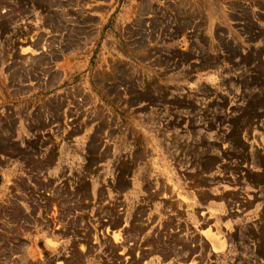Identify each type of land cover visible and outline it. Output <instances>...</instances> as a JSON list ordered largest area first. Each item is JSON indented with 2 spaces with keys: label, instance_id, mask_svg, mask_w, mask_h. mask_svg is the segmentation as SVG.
<instances>
[{
  "label": "rangeland",
  "instance_id": "obj_1",
  "mask_svg": "<svg viewBox=\"0 0 264 264\" xmlns=\"http://www.w3.org/2000/svg\"><path fill=\"white\" fill-rule=\"evenodd\" d=\"M147 247L264 264V0H0V264Z\"/></svg>",
  "mask_w": 264,
  "mask_h": 264
},
{
  "label": "crops",
  "instance_id": "obj_2",
  "mask_svg": "<svg viewBox=\"0 0 264 264\" xmlns=\"http://www.w3.org/2000/svg\"><path fill=\"white\" fill-rule=\"evenodd\" d=\"M254 190H251V192ZM187 194L189 196H192V193H189L190 191L187 190L186 191ZM209 201V200H207ZM198 203H196L195 205H193V209L194 210H199V212H201L200 207L197 205ZM212 207V208H209ZM206 208L209 209H214V210H221V206H213L211 204H207ZM113 231V230H112ZM111 236L114 235L111 233ZM129 238V236H128ZM123 247H125V245H123ZM221 253V252H219ZM141 263L142 264H183V263H177L178 262V258L175 256L174 252L168 251V250H163V249H159V248H143L142 252H141ZM97 257H92L91 259H89L87 261L86 264H104V262H102L101 260H97ZM185 264H189V263H185ZM207 264V263H205Z\"/></svg>",
  "mask_w": 264,
  "mask_h": 264
},
{
  "label": "bare ground",
  "instance_id": "obj_3",
  "mask_svg": "<svg viewBox=\"0 0 264 264\" xmlns=\"http://www.w3.org/2000/svg\"><path fill=\"white\" fill-rule=\"evenodd\" d=\"M114 235V234H113Z\"/></svg>",
  "mask_w": 264,
  "mask_h": 264
}]
</instances>
